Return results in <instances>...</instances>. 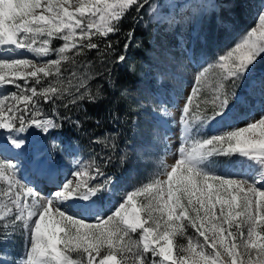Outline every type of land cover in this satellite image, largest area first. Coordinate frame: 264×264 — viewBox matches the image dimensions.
Here are the masks:
<instances>
[{
  "label": "snow or ice",
  "instance_id": "1",
  "mask_svg": "<svg viewBox=\"0 0 264 264\" xmlns=\"http://www.w3.org/2000/svg\"><path fill=\"white\" fill-rule=\"evenodd\" d=\"M149 4L0 0V89H15L0 91V130H7L13 148L25 145L19 134L33 127L43 132L60 127L42 103L102 98L99 90H88L92 77L87 72L69 71L65 65L75 69L88 50H100L94 38L117 33L130 10L139 12ZM113 47L108 42L105 52ZM261 56L264 12L234 47L195 73V86L179 115L174 163L162 162L148 182L126 191L107 210L98 205L112 195L115 181L99 166L92 173L93 165H78L73 179L42 198L20 177L17 164L0 159L4 236L20 232L27 244L17 264H264V111L250 114L244 127L210 136L205 131L228 115L239 98V85ZM126 59L119 54L116 62ZM205 84L212 89L211 99L201 110L196 101ZM125 95L131 93L125 90ZM114 140L105 138L113 150ZM221 156L240 159L225 169L216 163ZM126 157H120L121 163Z\"/></svg>",
  "mask_w": 264,
  "mask_h": 264
},
{
  "label": "rangeland",
  "instance_id": "2",
  "mask_svg": "<svg viewBox=\"0 0 264 264\" xmlns=\"http://www.w3.org/2000/svg\"><path fill=\"white\" fill-rule=\"evenodd\" d=\"M215 1L217 3V0ZM215 1L150 0V4L145 5L141 13L138 12L139 15L132 14V17L139 18L148 30L151 48L140 39H135L136 45L133 49L135 50L138 46L139 50H145L148 59L144 61L140 57L136 65L132 62L134 60H130L131 62L125 65L131 76L124 82L122 93L127 90L131 96H122L121 93L120 97L123 99L118 101L122 108L120 115L122 114L121 118L124 122L121 135L104 130L96 134V137L90 136L92 145L87 153L84 151L85 146L81 143H76L68 139L65 134L58 133L60 127L49 132L33 127L19 134L25 139V145L21 149L11 146L7 130H0V148H2L0 159L6 158L8 162L17 164L20 177L28 182L29 186L36 188L39 183L45 182V178L39 174L42 169H45L43 173L58 169L60 174L57 178L54 177V184L56 182L60 184L66 179H73L71 173L78 169V165H93L90 170L95 173V167L99 166L98 164L103 160L104 166L99 167L115 181L112 186V195H106L103 203L98 205L105 210L116 204L126 191L148 182L160 169L162 162L174 163L180 143L179 115L186 96L195 86V73L201 67H207L209 63L214 64L219 55L225 54L227 50L234 47L247 32L259 24V15L264 12V0H259V3L240 4L238 11L229 4H224L222 15L216 18L221 33L214 40L212 32L215 31V27L211 20L213 13L204 15V11L210 10ZM126 20H129V15ZM61 44L60 40L54 41L57 47ZM124 51L126 49L122 52ZM25 56L34 58L29 53H25ZM92 65L91 61L86 62L85 57H80L75 69L71 64H66L65 67L69 71L87 72L92 77L88 84L92 83L95 84L94 87H98L107 80L99 76L94 77L91 71L85 69ZM131 66L135 67L134 71ZM65 75L67 76L68 72ZM13 90L15 89L12 86L0 89L3 92ZM211 92L209 84H205L200 99L196 101L201 104V110L205 108L203 102L211 99ZM238 93L239 98L232 105L228 115L206 128L208 136L234 130V126L244 127L250 114L258 116L261 111H264V56L259 57L255 62L252 71L239 85ZM173 96L178 99V102L173 101ZM70 99L72 98L67 97L63 101H57V105H53L56 106L55 109L49 103H42L41 106L46 114L59 121L57 108L60 109L58 106L61 103L68 105L67 108L62 106L63 110L76 105L70 104ZM161 118L170 123V128L161 126V120H163ZM107 137L115 138V150L106 146L105 138ZM13 152L17 153L15 158L10 155ZM125 153L127 157L125 162L121 163L120 157ZM109 157H111L110 162L116 163V170H105L109 164ZM239 159L235 157L230 160L221 156L217 158L216 163L225 169H230L237 166L234 162ZM35 167L38 173L32 175ZM51 173L52 177L55 176L54 172ZM38 174L39 181L35 182L32 177L36 178ZM44 190L49 191L48 187ZM47 194L40 192L42 198ZM2 223L0 222V264H17L27 251L25 238L20 232L5 238Z\"/></svg>",
  "mask_w": 264,
  "mask_h": 264
},
{
  "label": "trees",
  "instance_id": "3",
  "mask_svg": "<svg viewBox=\"0 0 264 264\" xmlns=\"http://www.w3.org/2000/svg\"><path fill=\"white\" fill-rule=\"evenodd\" d=\"M248 2L259 3V0H217V3L215 1L214 6H211L210 10L204 11V15L213 13L211 18L212 25L215 27V31L212 32L213 39L221 33L216 18L222 15L223 5L229 4L230 7L238 11L240 10V4H247ZM244 10L247 11V9ZM139 12L141 13V10ZM133 13L138 12L135 9L130 10L128 12L129 20H126L128 16L126 15L120 22L117 33L111 34L107 38H94V42L100 44V50H88L87 56L85 57L86 62L91 61L93 63L92 67L85 69L91 71L94 77L99 76L107 80L104 84L100 85L102 88H98L100 86L94 87L95 84L92 83L88 84V89L93 87L90 90L91 92L99 90L102 93V98L94 103L87 99L78 101L76 105L70 106L67 110L61 109L64 103L58 106L61 110L57 108L59 116L58 123L60 124V129L57 132L65 134L68 139H72L76 143H81L82 146H85L84 151L87 153H89V147L92 145L90 136L96 137V134L104 130L119 135L122 134L124 122L121 118L122 114L120 115L122 108L118 101L123 99L120 95L123 91L124 82L131 76V73L125 65L127 62L130 63V60H134L132 62L136 65L140 57L144 61L148 59V54L145 50H139L138 46L135 50L133 49L136 45L135 39H140L147 47H150L148 30L139 18L135 19L132 17ZM129 33H132L131 38L128 36ZM108 42H111L114 47L106 53L105 46ZM126 43L128 47L126 51L122 52L123 49L125 50L124 45ZM119 54H124L127 57L122 63L116 62V57ZM50 105L55 109L56 106ZM98 165L103 167V160ZM116 168L117 165L115 162H109L105 170H116Z\"/></svg>",
  "mask_w": 264,
  "mask_h": 264
},
{
  "label": "bare ground",
  "instance_id": "4",
  "mask_svg": "<svg viewBox=\"0 0 264 264\" xmlns=\"http://www.w3.org/2000/svg\"><path fill=\"white\" fill-rule=\"evenodd\" d=\"M173 101L176 103L178 102V99H176L174 96H173ZM162 122V125L165 127V128H170V123L167 121V120H161ZM17 153L16 152H13V153H10L11 156H15ZM15 158V157H14ZM35 170V168H34ZM37 172L36 170L34 171V173ZM33 174V173H32ZM39 174H41L40 176L44 177L45 178V181L48 182V181H52V183L54 184V178L52 177V173L51 172H48L46 171V173H42V172H39ZM30 175V174H29ZM33 179V177H32ZM31 179V180H32ZM34 181H38L37 178L34 179ZM33 182V181H32Z\"/></svg>",
  "mask_w": 264,
  "mask_h": 264
},
{
  "label": "water",
  "instance_id": "5",
  "mask_svg": "<svg viewBox=\"0 0 264 264\" xmlns=\"http://www.w3.org/2000/svg\"><path fill=\"white\" fill-rule=\"evenodd\" d=\"M57 185V182L55 184H53L52 182L50 184H42L38 189L40 190L41 193H49L50 191L52 192V190H55ZM48 187L49 191L47 192L46 190H44V188Z\"/></svg>",
  "mask_w": 264,
  "mask_h": 264
}]
</instances>
